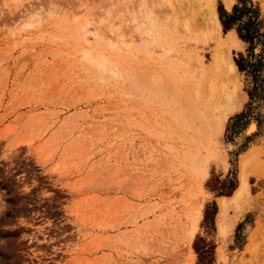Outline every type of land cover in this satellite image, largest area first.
Instances as JSON below:
<instances>
[{
	"label": "rangeland",
	"instance_id": "obj_1",
	"mask_svg": "<svg viewBox=\"0 0 264 264\" xmlns=\"http://www.w3.org/2000/svg\"><path fill=\"white\" fill-rule=\"evenodd\" d=\"M209 2L227 9L0 0V264H264V104L233 127L246 44L209 29ZM236 80L245 96L218 122L209 85ZM243 159L250 194L219 233Z\"/></svg>",
	"mask_w": 264,
	"mask_h": 264
},
{
	"label": "trees",
	"instance_id": "obj_2",
	"mask_svg": "<svg viewBox=\"0 0 264 264\" xmlns=\"http://www.w3.org/2000/svg\"><path fill=\"white\" fill-rule=\"evenodd\" d=\"M217 13L223 32L234 29L239 39L246 44V52H239L234 62L245 76L244 90L247 101L243 110L234 115L233 120L236 123H233L235 124L233 127L241 123L243 118L253 115L262 123L261 114L255 112L261 104H264V16L253 0H236L230 10L225 9L219 2ZM256 47L259 48L258 51L255 50ZM234 188L231 190L233 191ZM224 194L231 193H220V195ZM215 213L216 205L213 202L211 206H207L204 219H213ZM195 249L199 251L198 248ZM203 253H206V250H203Z\"/></svg>",
	"mask_w": 264,
	"mask_h": 264
},
{
	"label": "bare ground",
	"instance_id": "obj_3",
	"mask_svg": "<svg viewBox=\"0 0 264 264\" xmlns=\"http://www.w3.org/2000/svg\"><path fill=\"white\" fill-rule=\"evenodd\" d=\"M224 1H225V6H226L227 9H230L231 6L233 5V3L235 2V0H224ZM207 5H208L207 7L203 6L204 8H202L200 6V8L202 10H204V12H203L200 9L202 11V13H204V14H201V16H203L202 18H204L207 22L209 21L208 24L211 25V26L209 25V29L210 28L220 29L221 26H220V22H219V19H218V16H217L215 8L213 7L211 2H209ZM75 16H74V18H75ZM86 21H85L84 24H82L81 28L84 29L85 32L91 33L94 38H98V36H99L98 27L97 26H93V27H90L91 29L87 28L88 26H87ZM110 27H112V26H110ZM112 28L108 29L109 32H111L113 30ZM213 31L211 33H213ZM228 33H229L228 36H229L231 42L232 41L239 42V39L237 38V36L234 33V31L231 30ZM122 35H123V33H122ZM213 35H215V33ZM218 36H219V34H218ZM120 41H122V39ZM124 41L125 40L122 41V44L126 42V41L125 42ZM110 42H111V44L113 43L111 40H110ZM110 42H109V44H110ZM219 43L222 44V42H220V41H219ZM124 45H126V44H124ZM221 49L219 51H221ZM215 56H216V54H215ZM214 64H216L215 59H214ZM217 67H218V65H217ZM228 67H229L228 71L230 72V75H231L229 77H232V79H233V77L234 78L237 77L236 76L237 75L236 66L231 60L229 61V66ZM215 81L211 82V84L209 85V92H210V97L218 95V100L216 98V101L218 103L217 108L220 109V114L217 117V119H218V122H220L222 120V118L225 117V115H226L228 110L229 111H231V110L235 111L237 108H239V105H240L241 102L239 103L238 101H240V99H242L245 96V93L243 91L240 92V88H241L240 86L241 85H238V83L240 81L238 82L236 80L235 82H233V84H232L233 87L230 90L226 87V82L224 83L223 81H221L220 84H218ZM229 81L232 82V80H229ZM217 85H219V86H217ZM217 87H219L220 89L218 90ZM239 92L242 93L241 98L239 96ZM238 98H239V100H238ZM254 124L255 123H251L249 125V127L247 128L248 129L247 131H249V132L253 131L255 129V125ZM222 163H223V167L226 168L227 167V162L222 161ZM247 163H248L247 159H243L242 162H241L239 175H238L239 182H238L237 187L232 192V194L229 197H220V203H219L220 204V210H219V213H218V216H217V227H218L219 233L220 232L221 233H225V229L227 227L226 217H229V216H227L226 210L229 207V205L231 204L236 209L241 208V204L243 202H245V199H246L245 197L249 196V194H250V191H249V173L250 172L247 170ZM243 199H244V201H243ZM228 224H229V222H228Z\"/></svg>",
	"mask_w": 264,
	"mask_h": 264
},
{
	"label": "crops",
	"instance_id": "obj_4",
	"mask_svg": "<svg viewBox=\"0 0 264 264\" xmlns=\"http://www.w3.org/2000/svg\"><path fill=\"white\" fill-rule=\"evenodd\" d=\"M264 193V189L263 190H261L260 192H259V195H262ZM264 197V196H263ZM263 197H260L259 199H258V203H259V212H261V206L260 205H262L263 204V202H264V198ZM264 215H261L260 214V218L261 219H263L264 217H263ZM260 221H262V220H260ZM259 238V237H258Z\"/></svg>",
	"mask_w": 264,
	"mask_h": 264
}]
</instances>
